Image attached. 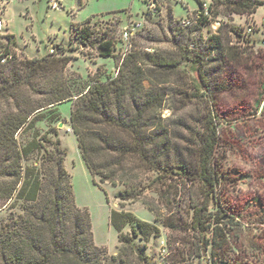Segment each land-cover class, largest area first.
I'll use <instances>...</instances> for the list:
<instances>
[{
	"label": "trees",
	"instance_id": "obj_1",
	"mask_svg": "<svg viewBox=\"0 0 264 264\" xmlns=\"http://www.w3.org/2000/svg\"><path fill=\"white\" fill-rule=\"evenodd\" d=\"M262 5L264 0H212L209 16L201 13L197 20L201 27L219 17L252 15ZM88 22L71 25L82 43L93 40ZM218 26L204 40L201 35L175 40L173 56L130 43L127 52L124 47L118 50L116 76L89 84L75 83L65 75L72 60L66 52L74 49L58 45L40 58L18 57L12 51L11 36H4L7 45L0 50V211H8V216L0 226V264H151L139 253L135 240L147 243L159 236V229L130 212L109 213V225L120 244L119 256L106 257L104 249L93 245L90 216L75 206L70 175L63 166L65 152L58 138L52 141L47 136L52 132L57 137V131L49 127L42 134L37 129L38 123L56 121L55 105L68 101L73 102L69 120L80 157L97 187L122 186L121 201H138L145 191L156 192L161 199L165 191H172V183H197L201 201L192 207L193 255L206 258L210 248L214 264H238L234 258L226 259V249L231 239L243 242L244 229L232 217L224 221L218 209L219 120L213 106L223 88L220 78L225 68L230 60L240 59L227 39L228 32L242 35L225 23ZM115 47L111 39L95 45L103 59L114 58ZM168 101L180 104V110L203 103L205 111L187 121ZM165 109L171 118L163 116ZM171 119L173 125L168 124ZM27 132L30 138L20 145L18 138ZM33 155L37 166L26 164ZM149 173L154 178L144 182ZM126 227L129 233L123 232ZM259 250L251 248L253 254Z\"/></svg>",
	"mask_w": 264,
	"mask_h": 264
},
{
	"label": "rangeland",
	"instance_id": "obj_2",
	"mask_svg": "<svg viewBox=\"0 0 264 264\" xmlns=\"http://www.w3.org/2000/svg\"><path fill=\"white\" fill-rule=\"evenodd\" d=\"M203 3L209 6L212 0H159L154 12L146 10L143 0H57L58 9H53L48 0H0L3 23L0 50L7 45L4 38L7 35L11 36L12 51L18 57L23 54L27 58H40L58 45L72 48L73 51L66 52L72 60L66 66L65 75L75 83L89 84L116 76L118 50L123 47L125 52L129 50L121 44L125 31L133 46L169 56L175 54V40L185 41L187 37L199 35L204 40L216 33L218 23L240 32L242 37L228 32L227 39L240 59L230 60L225 68L220 78L223 88L213 106L219 120L218 209L225 215L224 221L232 217L244 229L243 242L231 239L226 259L234 258L238 264H264V5L252 15H233L229 20L219 17L216 22L200 27L197 16ZM184 21L190 24L184 27ZM86 22L93 31V40L82 43L73 35L71 25ZM248 29H252L250 36L246 33ZM101 39L115 41L114 58L103 59L97 55L95 45ZM167 105L187 121L205 111V104L199 102L185 110H180V104L172 101ZM72 106V101L55 105L57 120L38 123L37 129L42 134L49 127L57 131V137L52 132L47 136L52 141L58 138L65 152L63 166L70 175L75 206L90 216L93 245L104 249L102 255L106 257L120 255L117 233L109 225V213L124 211L159 229V236L147 243L135 240L139 253L151 264H214L210 248L206 258L193 255L195 244L190 223L192 207L201 201L198 184L180 181L175 186L172 183V191L164 192L166 197L160 199L158 193L145 191L138 201H121L118 194L124 190L122 186L97 187L72 133L69 120ZM163 116L171 118L170 110L165 109ZM172 121L168 124L173 125ZM30 135V132L24 133L18 143L23 145ZM26 164L37 166L36 156H31ZM154 175H145L144 182L151 181ZM7 216L8 211H0V226ZM123 232L129 233L130 228L126 227ZM251 248L260 249L261 253L259 250L253 254Z\"/></svg>",
	"mask_w": 264,
	"mask_h": 264
},
{
	"label": "built area",
	"instance_id": "obj_3",
	"mask_svg": "<svg viewBox=\"0 0 264 264\" xmlns=\"http://www.w3.org/2000/svg\"><path fill=\"white\" fill-rule=\"evenodd\" d=\"M158 1L159 0H143V4H145L146 6V10H151V11H157V5H158ZM50 6L53 8V9H58V5H57V0H48ZM201 13H203L204 16L208 17L209 16V12H208V6L203 3L202 4V7L200 8V11L198 12V15H200ZM264 21V20H263ZM190 24L189 21H184L182 23V25L184 27L188 26ZM218 25V24H217ZM3 29V23L2 21L0 20V32L1 30ZM247 34H250L252 33V29H248L246 31ZM122 40L124 42V45L126 48H130L131 45H130V35L127 31H125L122 35ZM127 50V49H126ZM51 53L53 52L52 50L50 51ZM1 62H4V60H2Z\"/></svg>",
	"mask_w": 264,
	"mask_h": 264
},
{
	"label": "crops",
	"instance_id": "obj_4",
	"mask_svg": "<svg viewBox=\"0 0 264 264\" xmlns=\"http://www.w3.org/2000/svg\"><path fill=\"white\" fill-rule=\"evenodd\" d=\"M0 20H1V19H0ZM2 30H3V29H2ZM2 30H1V31H2Z\"/></svg>",
	"mask_w": 264,
	"mask_h": 264
}]
</instances>
